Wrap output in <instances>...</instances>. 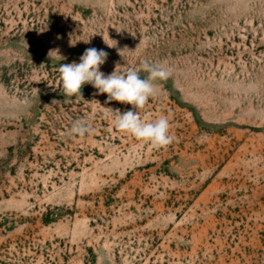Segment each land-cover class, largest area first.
I'll list each match as a JSON object with an SVG mask.
<instances>
[{
  "label": "rangeland",
  "instance_id": "374dc122",
  "mask_svg": "<svg viewBox=\"0 0 264 264\" xmlns=\"http://www.w3.org/2000/svg\"><path fill=\"white\" fill-rule=\"evenodd\" d=\"M88 48L170 69L139 112L173 143L62 94ZM0 264H264V0H0Z\"/></svg>",
  "mask_w": 264,
  "mask_h": 264
},
{
  "label": "clouds",
  "instance_id": "9594fccd",
  "mask_svg": "<svg viewBox=\"0 0 264 264\" xmlns=\"http://www.w3.org/2000/svg\"><path fill=\"white\" fill-rule=\"evenodd\" d=\"M106 44L109 47L116 46V43ZM107 57L108 53L102 49L88 48L80 56L79 63H60L57 69L60 74L58 87H61L62 94L65 97L77 95L82 97L83 86L90 84L97 90V94H107V102L116 101L133 106V110H128L123 114L119 110L113 111L109 108L116 113L113 120L115 128L130 133L156 147H164L173 143L175 136L170 131V122L166 116L161 115L149 121L147 116L141 117L139 112L140 109L145 108L151 98L158 95V82L165 81L170 77V69L163 63L150 62L145 59L139 68L118 71L117 65L111 74L105 75L100 68ZM141 71L147 73L145 78H141ZM90 131L89 123L80 119L73 123L70 134L83 137Z\"/></svg>",
  "mask_w": 264,
  "mask_h": 264
}]
</instances>
